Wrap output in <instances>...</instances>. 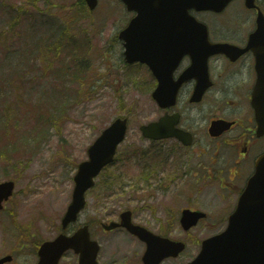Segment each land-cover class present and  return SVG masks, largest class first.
<instances>
[{
    "label": "rangeland",
    "instance_id": "1",
    "mask_svg": "<svg viewBox=\"0 0 264 264\" xmlns=\"http://www.w3.org/2000/svg\"><path fill=\"white\" fill-rule=\"evenodd\" d=\"M131 17L119 0H99L92 12L82 0H0V123H3L0 125V156L6 148L8 154L0 160V182H15L11 202L0 214V255L15 245L9 235L11 232H28L29 226L33 227L32 234L36 233L41 239H53L58 234L60 219L70 202L75 164L86 159L89 144L117 117L129 121L127 138L119 149L116 164L106 168L97 178L95 187L87 193L86 208L76 225L90 224L93 234L100 238V263L137 264L138 255L142 253L143 247L126 233L114 231L109 234L96 229L97 221L116 220L124 209L133 211L135 223L186 242L185 251L164 264H185L197 254L203 239L223 229L225 218L235 203L234 193L238 191L224 186L226 180L222 176L227 173H218L215 166L212 169L221 177L214 183H196L192 177V173L198 175L194 170L205 166L204 160L212 157L214 151L209 150L207 157L195 164L194 148L174 150L166 145L151 148L140 136L139 126L160 114L150 96L154 83L148 72L136 66L125 68L122 63L123 49L117 34ZM211 34L223 35L220 31H211ZM67 45L69 50L76 49L70 60H67ZM56 50L64 52L63 65L68 67L64 75L60 74L64 68L59 64L50 67ZM45 52L51 56L44 55ZM23 53H27L28 66L21 63ZM73 55L81 61L77 69L80 72L88 70V78L83 85L73 81L81 91L80 98L67 102V81L74 76ZM36 57L39 58L35 60ZM37 66L44 68L46 79ZM14 69H20L19 77L12 76ZM58 69L61 71L56 73ZM24 77L28 82L26 94L19 86ZM58 79L62 83L57 84ZM46 84H49L47 90ZM55 89L61 104L58 107L59 102L54 101L58 118L52 125H37L36 122L28 125L29 120H39L42 105L25 114L27 109H31L38 99H50ZM182 105L181 101L179 110L186 123L197 133V139L202 138L199 134L205 133L207 124L200 119L202 112L182 108ZM206 110L204 107L203 111ZM43 124L45 127L41 130ZM30 125L36 126V132ZM21 132L24 136L28 133V139L36 137V141L31 139L19 146L22 136H14ZM149 150L168 158L169 164L175 165L173 160L182 157L183 168L174 166L172 172H164L162 181L158 179L157 184V179L146 181L142 177L146 164L137 161V154ZM219 156L223 161L221 152ZM147 159V167L154 166V162ZM222 161L219 159L218 166ZM176 172L181 176L178 180ZM113 174H120L124 184L130 186H117L106 192L107 182ZM130 196L137 199L131 200ZM186 208L199 210L207 218L196 228L183 233L178 218L180 211ZM30 222L35 226L28 225ZM72 262L75 258L67 255V264Z\"/></svg>",
    "mask_w": 264,
    "mask_h": 264
},
{
    "label": "flooded vegetation",
    "instance_id": "2",
    "mask_svg": "<svg viewBox=\"0 0 264 264\" xmlns=\"http://www.w3.org/2000/svg\"><path fill=\"white\" fill-rule=\"evenodd\" d=\"M237 1L243 2L242 0ZM239 7L242 15L240 12L236 15L234 13L231 14L226 21V26L218 19L224 14V11L219 14L212 12L195 13L198 17H209L212 20H216L211 24H206L207 29L209 33L210 31H220L223 35L211 37L212 40L233 44L243 50V52L239 56H236L235 53L232 56L222 53L209 57L204 72H201V63H196L194 65L193 78L180 85L175 105L161 110V116L179 115L177 127L190 133L191 146L184 147L174 139L156 142L149 141V147L151 148L157 145L170 146L174 150L176 148L180 150L194 148L192 158L195 164L202 160L203 157L206 158L209 150H213L214 155L208 160H204L207 164L201 166L200 169L194 170L198 175L192 173L193 179L196 178V183L204 181L214 183L221 177L218 173L224 172L227 173L222 176L224 181L226 180L227 186L232 187L234 191L240 190L245 185L252 174L256 159L264 154V135L261 137L256 135V111L252 106L255 101L253 99L255 90L259 84L264 85V72L260 69L258 64L260 62L257 60L260 57L257 51L262 49L261 42L263 40L258 36L250 37V34L254 32L258 24L257 16L259 17V14L264 22V0H256V8L250 10L244 9L241 5ZM190 65L189 57L183 58L173 73L174 80H177ZM196 90L203 92L200 96L197 94V101H192L191 99L195 97ZM181 101L183 104L182 108L189 107L202 112L203 117L200 119L205 120L207 123L205 133L199 134L202 138L199 137L197 139V133L190 128V124L186 123L185 116L179 110ZM256 104L258 105L257 102ZM204 107L207 108L206 111H203ZM214 121H225L231 123V125L229 129L223 131L220 135L212 137L209 135L208 130L211 122ZM151 151L149 150L148 153ZM220 152L223 155V161L219 156ZM149 158L154 162L152 175L159 176L160 181H162L161 174L168 171L172 172L174 166L180 170L183 168L182 157L173 160L176 162L175 165L169 164V159L161 155L155 154L149 156ZM219 159L222 161L220 166H218ZM212 166L216 167L218 173L212 169ZM176 173V180H178L181 176L179 172ZM159 180L155 183L157 184ZM129 199L136 200L137 197L130 196ZM7 204H4L3 210L6 209L5 205ZM28 225H33V222L28 223ZM88 225L90 226V224ZM28 229V232L15 231L9 234L15 245L11 249L6 248L0 255V264H41L39 258L42 244L51 238L41 239L36 233L32 234L31 230L33 227L28 226ZM117 230L126 232L124 229ZM65 234L67 236V230ZM90 237L92 240H99L92 233L91 228ZM131 237L145 248L142 242L133 236ZM22 253H24V256L21 255ZM23 258H29L30 260H21ZM63 259V264H67V252H65ZM70 264L75 263L72 262ZM137 264L143 263L139 260Z\"/></svg>",
    "mask_w": 264,
    "mask_h": 264
},
{
    "label": "water",
    "instance_id": "3",
    "mask_svg": "<svg viewBox=\"0 0 264 264\" xmlns=\"http://www.w3.org/2000/svg\"><path fill=\"white\" fill-rule=\"evenodd\" d=\"M123 1L128 10H134L137 13L127 29L119 35L125 42V58L127 62L147 63L161 83L165 78L163 71L165 63L175 60V57L171 56L173 50L169 51L170 45L176 43L180 46L174 54L181 57L183 54L192 53L195 44L204 43V40L193 34V20L187 15V10L216 8L225 2V0ZM86 2L91 9L96 4V0H86ZM171 13L178 14V19L183 20L180 24L183 31L178 35L171 34L173 36L170 35L171 38L166 39L164 30L172 29L174 24L171 20L176 19L170 16ZM153 96L156 99L159 92L155 91ZM158 101L162 102V99ZM140 130L143 136L155 139L173 136L181 138L180 132L175 131L172 123L165 119L142 126ZM125 132L126 120L117 119L88 148V161L79 164L74 176L75 187L72 201L62 220L63 227L76 220L77 214L85 204V192L94 185L93 179L101 169L113 160L117 145L123 140ZM12 189V182L0 184V203L10 196ZM202 216L201 213L186 210L183 211L180 221L183 228L187 230ZM122 224L138 233V228L131 226L127 220L123 219ZM113 226L111 224L107 228L110 229ZM82 236L85 237L84 229L77 232L74 237L67 238V241L64 237H59L55 241V262L66 246L81 251ZM162 243L165 257H175L184 249L181 243L169 240H163ZM147 259V264H153L149 255ZM191 264H264V157L257 163L254 175L241 194L237 208L229 218L227 229L222 234L203 242L200 254Z\"/></svg>",
    "mask_w": 264,
    "mask_h": 264
},
{
    "label": "trees",
    "instance_id": "4",
    "mask_svg": "<svg viewBox=\"0 0 264 264\" xmlns=\"http://www.w3.org/2000/svg\"><path fill=\"white\" fill-rule=\"evenodd\" d=\"M57 84H60V83H62V82H60V80L58 79L57 81H55ZM67 92L69 93V95L71 96V97H73V100H74V93H76V95L78 96V95H80L79 94V92H81V91H79V90H77V89H75V90H73L72 89V92L70 91V90H68L67 89ZM68 95V94H67ZM70 100V98L69 97H67V102ZM56 108H52L51 107V111H50V114H48L47 112L46 113H44V114H41V116H40V120H44L43 122H47V124L48 125H52L53 124V121H54V117L56 116ZM31 126V125H30Z\"/></svg>",
    "mask_w": 264,
    "mask_h": 264
}]
</instances>
